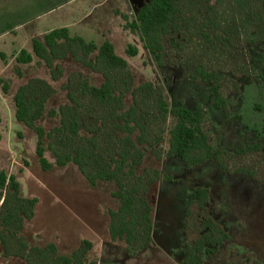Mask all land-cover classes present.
<instances>
[{"label":"rangeland","instance_id":"obj_1","mask_svg":"<svg viewBox=\"0 0 264 264\" xmlns=\"http://www.w3.org/2000/svg\"><path fill=\"white\" fill-rule=\"evenodd\" d=\"M114 1L111 0L110 5ZM140 1L124 10L128 22L119 17V32L112 33L111 38L116 54L128 63L133 87L154 84L170 108L177 107L180 102L192 111L197 106L202 107L206 112L205 130L211 137L214 150L222 153L221 158L227 167L231 171L248 169L264 181V81H255L256 76L263 77L259 61L264 56V41L250 45L234 35L228 42L221 35L212 43H203L198 41L192 22L190 30L184 28V32L172 37L174 41L167 45L164 53L165 65L160 67L144 50L140 34L124 29L127 23L134 21L137 9L142 5ZM214 1L210 0L209 4ZM199 2H203V8L207 6L205 0ZM105 4L109 5L108 2ZM197 8L191 6L185 17L194 16L199 21L203 12L199 15ZM85 37L83 40L94 42L98 47L108 41L106 37L100 38L93 33ZM32 41L0 38V51L4 53L0 58V80L3 82L0 83V170L16 178L23 198L38 200L35 219L26 224L22 233L31 247L54 243L61 255H70L86 240L93 245L86 256V264H183L185 207L193 198V189L204 187L210 190L213 219L230 237L219 254L206 258L204 264H264V184L246 176L224 174L216 162L187 171L179 159L167 158L168 132L175 124L172 118L155 122L153 133L162 141L154 148L146 149L143 163L136 168L137 175L157 170L176 181L173 184L158 182L146 196L153 209L152 243L136 257L127 254L125 244L112 243L108 212L118 208V202L112 198L115 185L99 183L92 188L72 164L43 172L36 154L37 137L17 122L13 102L18 88L31 80L41 79L55 91L46 104L47 112L70 105L68 94L71 92L78 101L80 114H111L93 104L81 90L83 79L94 87H100L104 80L100 74L83 68L70 56L54 62V68L63 71L58 80L52 79L50 70L36 57L29 65H18L14 55L22 49L32 53ZM128 46L138 50L136 57L127 55ZM96 55L93 54L92 58ZM197 65L205 66L221 80V93L230 110L229 119L215 108L208 92L210 85L190 80ZM4 83L9 85L8 94L2 91ZM123 101V112H126L132 106L131 95H126ZM147 104L152 106V100H147ZM149 110L153 114L152 107ZM59 123L58 118L44 117L38 125L50 132ZM101 127L100 135L111 133L109 125ZM44 144L47 149L48 141L45 140ZM257 144L261 146V152L235 156L237 151ZM45 153L48 162L54 164L52 153L48 150ZM0 264L25 262L18 258L5 259L0 243Z\"/></svg>","mask_w":264,"mask_h":264},{"label":"trees","instance_id":"obj_2","mask_svg":"<svg viewBox=\"0 0 264 264\" xmlns=\"http://www.w3.org/2000/svg\"><path fill=\"white\" fill-rule=\"evenodd\" d=\"M197 2L146 0L138 9L134 21L127 23L124 29L140 34L144 50L154 57L160 67L165 65L164 53L167 45L174 41L172 37L184 32V28L190 30L192 22L198 41L203 43H212L215 37L221 35L228 42L234 35L242 37L250 45L264 41V0H215L214 4L205 0L207 6L204 8L203 2ZM193 5L198 7L199 15L203 12L199 21L194 16L185 17L186 11ZM121 18L128 22L127 16ZM95 53L97 55L92 58ZM126 53L136 57L138 50L128 46ZM69 56L83 68L102 76L104 82L100 87L91 86L83 79L81 90L93 104L109 110L111 114H80L78 101L71 92L68 94L70 105L47 112L46 104L55 91L46 81L34 79L18 88L13 97L15 118L36 135V154L43 172L72 164L92 188L99 183L115 185L112 198L118 202V208L108 212L109 239L112 243L125 244L130 257L148 249L153 240V209L146 199L151 187L158 182H176L157 170L146 171L142 175L136 173V168L143 163L146 149L154 148L162 141L153 133L155 122L166 121L167 118L175 121L168 132L166 156L179 159L185 170L216 162L224 174L242 175L260 181L259 176L248 169L231 171L227 167L221 158L222 153L214 150L211 137L205 130L206 112L202 107L197 106L192 111L180 102L177 107L170 108L163 94L152 83L134 88L127 61L116 54L114 45L109 41L98 47L94 42L71 36L68 29H59L47 34L43 41L34 39L32 54L22 50L14 59L18 65H29L36 57L50 70L52 79L58 80L63 71L59 67L54 68V62ZM259 63L263 77L256 76L255 81L262 82L264 56ZM190 80L209 84L208 92L215 108L222 111L226 119L230 118L228 103L221 93V80L214 72L197 65ZM0 83H3L2 80ZM2 91L8 94L9 85L4 83ZM129 94L132 106L123 112V98ZM147 100H152V106L147 104ZM149 107H152L153 114H150ZM44 117L58 118L59 126L46 132L38 125ZM106 124L111 127V133L100 135L101 126ZM45 140L48 141L47 149ZM46 150L52 153L54 164L45 158ZM259 152L261 146L257 144L237 151L235 156ZM260 183L264 184V181ZM192 197L185 207L186 245L181 253L184 255L183 264H204L206 258L219 254L230 237L211 215L210 190L196 187ZM37 204V199L23 198L16 178L0 170V243L4 258H18L25 264H86V256L93 249L89 241H83L70 255H61L54 243L45 247H31L27 243L22 232L26 223L34 219Z\"/></svg>","mask_w":264,"mask_h":264},{"label":"crops","instance_id":"obj_3","mask_svg":"<svg viewBox=\"0 0 264 264\" xmlns=\"http://www.w3.org/2000/svg\"><path fill=\"white\" fill-rule=\"evenodd\" d=\"M110 3L111 0H0V38L44 40L52 31L68 29L73 37L84 39L85 35L93 33L100 38L106 37L114 45L111 38L112 33L119 32V17L127 16L123 14L124 10L136 6L138 0H115ZM3 54L0 51V58Z\"/></svg>","mask_w":264,"mask_h":264}]
</instances>
